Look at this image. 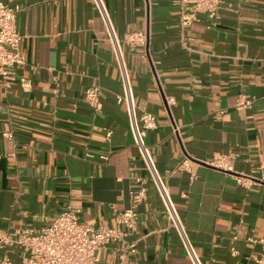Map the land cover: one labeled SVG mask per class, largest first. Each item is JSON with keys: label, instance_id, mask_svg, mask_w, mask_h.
I'll list each match as a JSON object with an SVG mask.
<instances>
[{"label": "crops", "instance_id": "1", "mask_svg": "<svg viewBox=\"0 0 264 264\" xmlns=\"http://www.w3.org/2000/svg\"><path fill=\"white\" fill-rule=\"evenodd\" d=\"M0 1L21 10L15 29L25 63L0 82V236L40 229L68 207L84 223L113 227L139 178L145 197L126 238L135 239L133 251L120 261L108 244L98 264H190L132 144L117 101L120 67L91 2ZM102 3L135 113L155 118L144 143L197 259L256 264L264 186L236 178L264 173V0H221L213 20L201 16L187 29L185 43L170 0ZM137 31L145 45L129 50L121 40ZM90 87L100 94L97 111L82 101ZM239 97L250 107L236 109ZM213 154L229 156L232 172L208 167ZM184 158L188 169H175ZM3 253L20 264L17 249Z\"/></svg>", "mask_w": 264, "mask_h": 264}, {"label": "built area", "instance_id": "2", "mask_svg": "<svg viewBox=\"0 0 264 264\" xmlns=\"http://www.w3.org/2000/svg\"><path fill=\"white\" fill-rule=\"evenodd\" d=\"M95 9L106 33L109 45L117 59L122 77V97L128 122L132 144L137 150L138 156L147 172L150 181L157 191L158 197L164 208L165 215L176 228L181 241L186 249L190 264H200L197 256L188 243L179 219L168 194L151 162L147 147L144 143L146 133L155 128V118L150 114L135 113L134 102L129 84L123 73L119 42L113 32L112 26L106 14L102 0H89ZM177 10L178 29L183 43L189 39L187 29L202 16L206 20L216 17L217 8L221 0H170ZM18 6H10L0 1V82L13 79V72L24 66V60L19 50L21 36L15 29V19L20 12ZM185 32V34H184ZM129 50L137 46H144L146 36L137 31L125 34L121 40ZM22 86V79L19 80ZM99 91L97 88H86L82 94V101L90 109L97 111L99 104ZM251 99L239 97L236 109L249 108ZM109 134H106L108 137ZM86 158L91 155L85 154ZM105 161L106 157L100 156ZM189 159L184 158L176 165L177 170H187ZM207 166L223 173L232 172V163L229 156L213 154ZM236 182L244 187L250 184L264 186V173L251 171L248 176L237 177ZM134 183L138 185L136 190L128 191L131 204L115 215V226L104 224L92 226L79 220L76 211L66 208L49 220L46 226L32 231L21 228L16 231L14 237L8 235L0 236V249L12 248L21 252L20 264H98L102 249L108 245H116L118 259L122 261L127 252H132L135 239L127 240L136 233L138 213L136 204L145 197L144 181L135 178ZM261 251L254 258L256 264H264V239L259 240ZM0 264H12L11 258L3 253L0 254Z\"/></svg>", "mask_w": 264, "mask_h": 264}]
</instances>
